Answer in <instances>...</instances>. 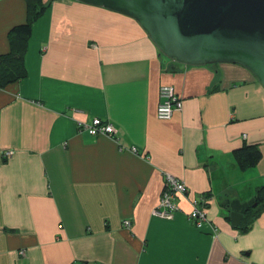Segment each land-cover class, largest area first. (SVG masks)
I'll return each mask as SVG.
<instances>
[{"label":"crops","instance_id":"crops-1","mask_svg":"<svg viewBox=\"0 0 264 264\" xmlns=\"http://www.w3.org/2000/svg\"><path fill=\"white\" fill-rule=\"evenodd\" d=\"M29 1L0 0V53ZM24 62L0 89V264H264V207L243 229L251 204L234 225L225 203H264V86L249 69L177 62L135 18L79 0L47 5ZM165 84L183 99L171 118L157 114ZM94 117L115 132L89 133ZM167 174L188 188L171 216L156 212Z\"/></svg>","mask_w":264,"mask_h":264},{"label":"water","instance_id":"water-1","mask_svg":"<svg viewBox=\"0 0 264 264\" xmlns=\"http://www.w3.org/2000/svg\"><path fill=\"white\" fill-rule=\"evenodd\" d=\"M135 18L161 53L187 65L231 62L264 86V0H79ZM254 198L225 200L238 225Z\"/></svg>","mask_w":264,"mask_h":264},{"label":"trees","instance_id":"trees-1","mask_svg":"<svg viewBox=\"0 0 264 264\" xmlns=\"http://www.w3.org/2000/svg\"><path fill=\"white\" fill-rule=\"evenodd\" d=\"M51 1L52 0H30L27 21L13 27L10 30L9 38L11 48L6 53H0V89L5 88L9 83L19 80L26 75L27 70L24 62V52L31 34V25ZM260 157L261 150L256 145L245 143L244 146L241 147V150H239V158L241 159L243 165L254 164ZM166 184L167 183L165 181L162 194H164V192L168 189ZM260 190H264V186H262ZM206 195L208 194L204 193L202 198L204 199V196ZM256 199L257 198H255L253 203L247 208V214L244 217L245 221L240 224V227L243 229L248 226V220L246 218L256 216L264 207L263 201H258V199ZM254 202L263 204L256 209V207L253 206ZM202 205L206 206V202L201 199L199 206Z\"/></svg>","mask_w":264,"mask_h":264},{"label":"built area","instance_id":"built-area-1","mask_svg":"<svg viewBox=\"0 0 264 264\" xmlns=\"http://www.w3.org/2000/svg\"><path fill=\"white\" fill-rule=\"evenodd\" d=\"M160 93L161 102L158 105L157 114L160 118H171L176 110L182 108L183 99L172 85H163L160 89ZM82 126L93 135H112L115 132L113 124L105 123L100 117H94L91 123H84ZM7 153L9 154L11 151H8ZM165 181L168 189L162 194L159 209L156 210V212L163 216H171L172 212L179 208L176 201L177 194H185L188 191V188L180 178L172 174H167ZM200 200L201 198L193 200L194 206L189 214L190 218H192L198 226H201L207 218L205 206H199ZM124 223L130 225L131 221L125 219Z\"/></svg>","mask_w":264,"mask_h":264}]
</instances>
